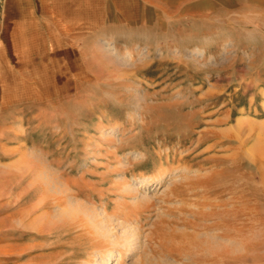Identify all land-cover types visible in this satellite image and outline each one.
Masks as SVG:
<instances>
[{"label": "rangeland", "instance_id": "obj_1", "mask_svg": "<svg viewBox=\"0 0 264 264\" xmlns=\"http://www.w3.org/2000/svg\"><path fill=\"white\" fill-rule=\"evenodd\" d=\"M163 3L117 53L0 13V264H264V0Z\"/></svg>", "mask_w": 264, "mask_h": 264}, {"label": "crops", "instance_id": "obj_2", "mask_svg": "<svg viewBox=\"0 0 264 264\" xmlns=\"http://www.w3.org/2000/svg\"><path fill=\"white\" fill-rule=\"evenodd\" d=\"M164 1L0 0V13L3 25L12 27V30L5 34L11 35L10 38L5 36L7 42L17 40L14 38H17L20 28L21 34L16 42H20L21 50L32 54L33 48L30 47V43L36 35L32 29L40 25L51 28L53 32L55 28L60 34L73 36L75 40L83 35L92 33L102 35L111 31L113 38L105 37L101 41L131 42L134 34L143 35L149 33L151 27L159 26V22L165 16ZM58 40L63 42L61 39ZM33 56L35 57L34 53Z\"/></svg>", "mask_w": 264, "mask_h": 264}, {"label": "bare ground", "instance_id": "obj_3", "mask_svg": "<svg viewBox=\"0 0 264 264\" xmlns=\"http://www.w3.org/2000/svg\"><path fill=\"white\" fill-rule=\"evenodd\" d=\"M103 45H107V47L108 48H110L109 50H111L112 52L113 51H116L117 50V47L115 46V45H113V44H111V43H105V44H103ZM102 51V50H101ZM116 53H117V51H116ZM197 53V52H196ZM111 54V53H110ZM126 55V54H125ZM199 55H202L203 56V54H201V53H199ZM110 56V55H109ZM112 56V55H111ZM118 57V56H117ZM127 57H130V53L127 55ZM117 59V58H116ZM114 61V60H113ZM116 61V60H115ZM122 62H124L123 60H121ZM121 62V63H122ZM125 62H127V61H125ZM124 62V63H125ZM213 90V89H212ZM219 114V113H218ZM227 119V118H226ZM216 121V120H215ZM218 121V120H217ZM217 121H216V123H217ZM221 120H219V122H220ZM222 122H224V121H222ZM221 122V124H223ZM215 123V122H214ZM214 123H210L209 125H214ZM220 124V123H219ZM216 125V124H215ZM238 129H240V128H237L236 130H238ZM220 132V131H219ZM221 133V132H220ZM225 133V132H224ZM221 136V135H220ZM200 140V139H199ZM118 163V162H117ZM179 172V171H178ZM164 177V174H161L160 175V177L158 178V179H156V180H154L153 182L152 181H146V180H143V181H141V184L143 185V186H151L152 184H154V183H159L161 180H162V178ZM134 181V180H133ZM126 182V181H125ZM122 183V182H121ZM39 188V187H38ZM43 188V187H42ZM123 188V187H122ZM55 189H57V188H55ZM124 190V189H123ZM42 192V191H41ZM66 192V191H65ZM66 194V193H65ZM116 195V194H115ZM63 196V195H62ZM60 200V199H59ZM53 202H54V200H53ZM56 202H57V200H56ZM60 202V201H59ZM74 203V202H73ZM57 205L58 204H56V207H57ZM72 205V204H71ZM74 205V204H73ZM55 207V206H54ZM60 208V207H59ZM57 210V209H56ZM96 210V209H95ZM93 211V210H92ZM58 213V212H57ZM56 213V214H57ZM59 213H60V211H59ZM62 213H63V210H62ZM55 214V213H54ZM74 214V213H73ZM58 215V214H57ZM72 216V215H71ZM76 216V215H75ZM90 218V217H89ZM85 219V218H84ZM111 221V220H110ZM12 222V221H11ZM83 222V221H82ZM93 223V222H92ZM98 224V223H97ZM76 225V224H75ZM84 225V224H83ZM79 227V226H78ZM81 228V227H80ZM117 230V229H116ZM104 231V230H103ZM113 234V233H112ZM87 235V234H86ZM88 236V235H87ZM89 237H91V236H89ZM23 255V254H22ZM117 255H111V254H109V255H106V257H105V262H108V261H112V260H114V257H116Z\"/></svg>", "mask_w": 264, "mask_h": 264}]
</instances>
